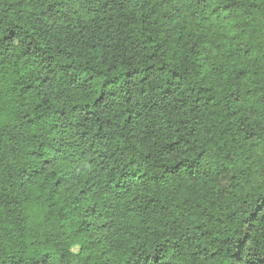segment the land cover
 I'll return each instance as SVG.
<instances>
[{
    "label": "trees",
    "instance_id": "16d2710c",
    "mask_svg": "<svg viewBox=\"0 0 264 264\" xmlns=\"http://www.w3.org/2000/svg\"><path fill=\"white\" fill-rule=\"evenodd\" d=\"M0 264H264V0H0Z\"/></svg>",
    "mask_w": 264,
    "mask_h": 264
}]
</instances>
